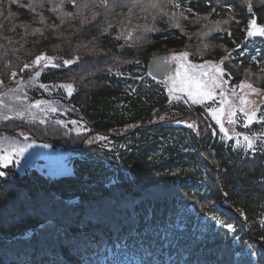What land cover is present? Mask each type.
<instances>
[{
	"label": "trees",
	"instance_id": "obj_1",
	"mask_svg": "<svg viewBox=\"0 0 264 264\" xmlns=\"http://www.w3.org/2000/svg\"><path fill=\"white\" fill-rule=\"evenodd\" d=\"M151 1L0 0V85H46L30 98L63 108L44 121L8 119L0 137L74 153L73 173L56 179L0 166V264H264V105L250 126L238 122L256 137L253 151L147 70L153 56L201 38L228 57L232 82L264 85L251 0H157L161 12ZM42 53L58 67L34 82L28 68Z\"/></svg>",
	"mask_w": 264,
	"mask_h": 264
},
{
	"label": "rangeland",
	"instance_id": "obj_2",
	"mask_svg": "<svg viewBox=\"0 0 264 264\" xmlns=\"http://www.w3.org/2000/svg\"><path fill=\"white\" fill-rule=\"evenodd\" d=\"M239 1L240 2L244 1L246 3L248 2V0H239ZM252 1L253 0H251V3ZM153 2L157 3V0H152L150 4ZM150 10L151 12H161L159 11V9H154L151 7H150ZM173 15H174L173 13H170V18H173ZM252 20L256 21L255 16L253 17ZM209 23L210 21L203 23L202 25L207 26ZM150 27L151 26H149L147 29H150ZM189 27L196 30L195 25H191ZM249 28L251 31L257 32V29H253L251 24H249ZM257 28H260V26L257 25ZM219 29L220 27H214L211 25V30H219ZM211 30H205V31L197 30L198 39L200 38V34L205 33V35L206 34L209 35V32ZM253 35H260V34H258L257 32V34H252V36ZM260 36H264V35H260ZM204 38L206 37L204 36ZM185 45H186V48L183 47L176 51L169 50V51H163L160 53L170 54V63L175 64L176 68L179 62L172 58L174 53H180V52H185V51L188 52L189 53L188 62L194 65H203L205 61L219 62L222 59V58L216 57V52L214 49H212L213 47H212L211 42H208L203 39L201 40V38L197 41H193L191 37H187V41ZM45 55L50 56V57H55V56H51L47 54ZM74 57H70L67 59L66 57L65 58L61 57V59L59 60H61L63 64L64 60H71ZM56 60L54 62H56ZM28 70L41 71L42 68L41 66L33 64L28 68ZM203 71H207L209 74H211L214 71V69L211 66H206L203 69ZM174 74L175 72L168 75L163 80V82H165L167 91L169 87H171V80ZM222 79L226 82L222 84L221 88L216 89V92L217 93L223 92L224 96L228 98V100L233 104L236 110V116H235L236 122L235 123H231V124L228 123L226 115L225 117H222L224 121V127L227 129V135H225V133L221 131L220 125L216 123V120L213 119V116L211 112L209 111V109H216L220 106L221 97L219 95L215 97L214 101L207 100L204 103H200V104H193L191 100L188 99L186 94L175 93V95L181 97L182 99H186L188 102H190L195 107L196 106L205 107L206 114L204 115L209 117L208 121L209 123H211V127H213V130H216V133L218 132V135H221L226 140H229V137H231V139L234 138L236 143H237V139H239L240 141L239 144L247 145V143L244 142L243 140V137L247 134L238 132V128H239L238 122L240 120L244 119L245 123H241L243 127H245L246 125V120L244 118L243 113L239 112V108H238L239 97L247 93L249 100L256 101V106H257L256 107V117H257V112L260 106L264 105V93H261V94L251 93L250 90L248 89H241L239 85L241 84L242 81H244L247 83H251L255 88L261 89V90H264V85H257L255 82H251L245 79L244 77L240 83L232 82V79L229 77V75H227L226 71ZM32 80L34 82H38L36 76H34ZM37 86H40L41 92H43V90H47L45 87H41L39 83L33 87L31 82H28L27 80L25 81V79L21 77H18V79H16L13 83L11 84L9 83V85H6V86L0 85V123L6 122L8 119H11V118H16L18 120H24V118L29 119V118L34 117L36 119H40L44 121L45 118H47L50 114L52 113L58 114L59 111L63 110V108L59 104V101L55 102V100L53 99L45 100L42 98H39L37 100L31 99L28 93H31L30 90H32V88L36 89ZM233 90H235V95H233ZM168 94H169V91H168ZM37 101H43L44 103H42L40 107L37 108L33 106L35 102ZM249 107H251V105ZM53 108H55L56 111H52L51 109ZM17 113H23V116H19L17 115ZM4 117H8V118L4 119ZM182 124H185L187 127L194 129V130L200 127L199 124H196L195 122H191V121H185ZM25 138L26 137H18L17 139H13V138L4 137V136L0 137V152H2L4 149H10L13 143L17 145H21V146L25 144L33 145L31 148H28V150L24 153L22 157L18 158V163H17V159L13 158L12 163L8 164L7 167L1 166V168H9V166L11 167L15 166L19 169L21 173L34 170L35 172L42 174L45 177H49L50 179H56V178L62 177L63 175H68V174L73 173L72 161L74 158V153L60 146L56 147V146L48 145V147H44V145L46 144L36 143L33 141L31 142Z\"/></svg>",
	"mask_w": 264,
	"mask_h": 264
},
{
	"label": "snow or ice",
	"instance_id": "obj_3",
	"mask_svg": "<svg viewBox=\"0 0 264 264\" xmlns=\"http://www.w3.org/2000/svg\"><path fill=\"white\" fill-rule=\"evenodd\" d=\"M75 3V0H72ZM104 3L107 0H103ZM136 3H139V0H136ZM151 8L159 9L163 11V8L159 3H151L149 5ZM83 7H88V4L85 3ZM173 18L175 16L173 15ZM93 19H95V14H93ZM87 23V21H84ZM250 24L253 29H257L258 34L264 35V27L257 28V22L255 20L250 21ZM179 27V24L176 25ZM111 27V25H109ZM145 31H153V29H145ZM257 32L249 31V35L257 34ZM128 36H131V33H128ZM189 53L188 52H180L174 53L173 59L178 61V66L176 68L175 74L171 80V87H169V95L173 98H180L176 96L175 93L186 94L188 99L191 100L193 104H200L204 103L207 100H215V97L219 95L220 99V106L216 109H209L211 112L213 119L216 120V123L220 125V129L222 132L227 135V129L224 127V121L222 117L227 116L228 123H235V116L236 110L233 104L228 100L227 97L224 96L223 92L217 93L216 89L221 88L222 84L225 83L222 77L225 74V69L222 67L224 60L228 59V57H223L219 62L213 61H205L203 65H194L188 62ZM57 58L46 56L45 54H41L36 56L33 64L41 66L42 69L48 67H58V65L54 62ZM79 57H74L71 60H64L63 64L65 66L75 63ZM206 66H211L214 71L209 74L207 71H203ZM25 67H29V65H25ZM41 74L40 71L35 73L36 77H39ZM13 77L16 75L15 73L12 74ZM41 87H47L46 85H41ZM59 87L65 88L68 90V94L71 95L72 92L75 90L72 84H61ZM241 89H248L251 93L261 94L264 93V90L255 88L251 83H247L242 81L239 85ZM233 95H235V90H233ZM44 103L43 101H37L33 105L34 107L39 108L40 105ZM251 105V107H249ZM256 101L249 100L248 94L245 93L239 97V112L243 113L244 118L246 120V127L254 122L256 119ZM52 111H56L55 108L51 109ZM19 116H23V113H17ZM8 117H4L7 119ZM163 119V117H161ZM261 120H264V117H260ZM60 123H63L62 121ZM73 123H76L73 121ZM256 137H249L245 135L243 137L244 142L247 143L249 149H254V141ZM261 139H264V135L260 136ZM231 139V137H229ZM237 143L239 144L240 141L237 139ZM32 144H25L23 146L17 145L13 143L10 149H4L0 152V166L7 167L8 164L13 162V158L17 159L22 157L24 153L31 148ZM44 147H48V145H44ZM6 175L5 172L0 171V176ZM219 223L222 224L223 227L235 231L234 225L230 223H226L223 220H218Z\"/></svg>",
	"mask_w": 264,
	"mask_h": 264
},
{
	"label": "water",
	"instance_id": "obj_4",
	"mask_svg": "<svg viewBox=\"0 0 264 264\" xmlns=\"http://www.w3.org/2000/svg\"><path fill=\"white\" fill-rule=\"evenodd\" d=\"M251 6L257 24L264 27V0H253ZM175 67V64H170V54L168 53L156 55L148 62L149 74L159 80H163L170 73L175 72Z\"/></svg>",
	"mask_w": 264,
	"mask_h": 264
}]
</instances>
